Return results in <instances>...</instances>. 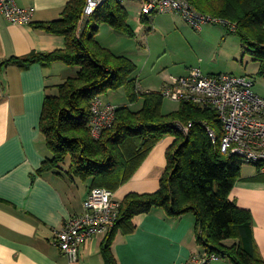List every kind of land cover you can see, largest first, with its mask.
I'll return each instance as SVG.
<instances>
[{
  "label": "trees",
  "instance_id": "1",
  "mask_svg": "<svg viewBox=\"0 0 264 264\" xmlns=\"http://www.w3.org/2000/svg\"><path fill=\"white\" fill-rule=\"evenodd\" d=\"M85 1L71 0L61 19L39 24L44 31L67 39L64 50L32 53L0 65L15 64L28 69L34 64L49 67L61 62L79 68L75 77L57 87L56 95L45 98L40 131L52 159L43 164L39 173L58 172L62 165L69 164L67 176L89 182L90 192L103 188L115 193L134 177L159 142L173 136L176 143L168 153L159 191L130 194L121 202L118 220L102 250L105 264H117L111 249L116 233L132 232L137 216L156 209H163L170 218L193 214L197 240L205 254L228 259L232 264H264L256 248L251 212L230 199L244 163L236 156L222 153L217 113L183 102L177 111L165 115V98L161 93L140 92L137 80L132 77L137 66L96 40L101 24L135 36L123 2L104 3L78 37ZM186 1L201 14L235 25V31L226 27L240 38L242 47L260 65L258 75L264 79V0ZM123 87L128 90L129 103L143 100L142 108L133 111L126 105L117 107L114 126L104 131L100 139L93 138L92 102ZM177 123H192L190 133L179 131ZM205 124L217 132L216 143L209 138Z\"/></svg>",
  "mask_w": 264,
  "mask_h": 264
},
{
  "label": "crops",
  "instance_id": "2",
  "mask_svg": "<svg viewBox=\"0 0 264 264\" xmlns=\"http://www.w3.org/2000/svg\"><path fill=\"white\" fill-rule=\"evenodd\" d=\"M15 1L21 8L33 9L34 17L29 24L13 25L0 13V65L32 53L66 48L65 37L50 34L39 24L61 19L71 0ZM140 17L136 27L129 18L135 34L143 30L144 20ZM78 71L61 62L49 67L34 64L28 69L15 64L0 66V264H105L102 250L108 234L81 247L75 263L56 246L57 234L66 221L85 213L90 183L70 179L66 174L69 164L62 165L58 172L39 173L43 164L52 159L40 131L45 98L56 95L57 87ZM182 76H170L163 86ZM139 90L144 92L140 86ZM175 143L173 136L159 142L134 177L115 192L116 199L122 202L130 194L158 192L168 153ZM230 199L251 212L256 248L264 260V173L257 167L250 173L242 170ZM195 223L193 214L170 218L163 209H156L137 216L132 232L119 230L112 253L117 264H185L195 256L205 255L197 240ZM213 264L232 263L220 258Z\"/></svg>",
  "mask_w": 264,
  "mask_h": 264
},
{
  "label": "built area",
  "instance_id": "3",
  "mask_svg": "<svg viewBox=\"0 0 264 264\" xmlns=\"http://www.w3.org/2000/svg\"><path fill=\"white\" fill-rule=\"evenodd\" d=\"M108 0H86L76 35L79 37L86 22ZM123 1V0H121ZM141 16L151 18L158 14L181 15L198 31L208 23L236 26L210 15L201 14L186 0H140ZM0 13L13 25L32 22L33 9L21 8L15 0H0ZM254 83L247 76L233 74L207 75L194 69L186 76L173 78L163 86L161 94L176 103H192L201 109H212L221 123V151L236 156L243 163L256 166L264 173V97L253 90ZM90 128L93 138L100 139L102 133L116 122L117 107L97 97L91 104ZM213 143L218 141L217 132L205 124ZM176 128L185 135L190 133L192 123H177ZM121 202L114 192L103 188L93 189L85 201V213L69 218L57 234L56 246L75 263L81 247L92 239L108 234L119 217ZM216 255H199L185 264H213Z\"/></svg>",
  "mask_w": 264,
  "mask_h": 264
},
{
  "label": "rangeland",
  "instance_id": "4",
  "mask_svg": "<svg viewBox=\"0 0 264 264\" xmlns=\"http://www.w3.org/2000/svg\"><path fill=\"white\" fill-rule=\"evenodd\" d=\"M122 2L132 26L136 27L135 21L141 18L139 0ZM141 25L142 32L129 37L101 24L96 39L101 46L127 57L137 66L132 77L144 92L161 93L170 76H182L200 69L204 74L247 76L254 83L255 93L264 97V79L258 75L260 65L253 61L242 47L240 38L225 24L208 23L198 31L181 15L167 13L144 20ZM102 99L114 106H129L133 111H139L143 106V100L132 105L129 103L126 87L109 92ZM179 106V103L165 99L163 113L170 114ZM253 169L256 166L243 164L244 172L250 173Z\"/></svg>",
  "mask_w": 264,
  "mask_h": 264
}]
</instances>
